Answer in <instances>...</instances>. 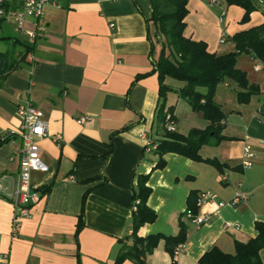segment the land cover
Wrapping results in <instances>:
<instances>
[{"label":"crops","instance_id":"obj_1","mask_svg":"<svg viewBox=\"0 0 264 264\" xmlns=\"http://www.w3.org/2000/svg\"><path fill=\"white\" fill-rule=\"evenodd\" d=\"M250 1L255 11L243 24L245 10L239 6L225 0L215 5L189 0L185 36L205 42L216 55L235 52L232 36L264 24V0ZM151 15L150 0H56L46 9L44 36L35 43L28 40L34 44L32 64L0 86V134L2 143L8 140L0 147V175L19 172L23 146L15 136L21 126L17 107L28 100L46 116L48 137L38 144L50 167L48 173L32 176L40 200L15 238L13 208L0 198V255L9 254L10 264H115L118 240L132 234L134 194L142 175H150L148 205L157 220L138 235L177 236L181 222L189 229L188 241L175 258L161 241L146 264H199L213 247L234 254L235 242L257 237L256 224H264V65L252 55L238 58V68L261 91L249 104L237 102L239 88L232 81L218 87L215 101L226 116L221 124L225 139L203 146L200 153L228 164L226 168L220 171L169 153L163 157L166 167L156 170L160 156L139 138L144 132L154 141L165 139L156 122L159 78L149 74L161 50L156 46L152 55ZM222 38H227L224 43ZM165 83L173 89L167 109H174L175 131L188 136L192 130H207L210 123L203 114L177 93L184 84L170 78ZM83 116L93 119L81 125L77 120ZM55 136H61L59 143ZM246 145L255 155L249 170L242 167ZM207 191L218 200L198 210L212 214L209 223L198 227L184 215L190 195ZM237 191L248 198L234 207L219 206L232 202ZM86 193L85 226L76 237ZM260 256L264 263V249Z\"/></svg>","mask_w":264,"mask_h":264},{"label":"trees","instance_id":"obj_2","mask_svg":"<svg viewBox=\"0 0 264 264\" xmlns=\"http://www.w3.org/2000/svg\"><path fill=\"white\" fill-rule=\"evenodd\" d=\"M229 6H239L245 10L242 23L250 21L251 14L255 11L250 0H225ZM152 15L147 19L149 27L154 25L155 35L152 36L149 28V40L153 52L158 43L162 44L159 57L154 60L155 68L152 73H157L160 84V101L156 114L158 126L165 130V139L155 141L156 152L160 160L156 170L166 167L164 156L169 153L177 154L195 162H203L215 166L222 171L228 164L221 163L218 159H205L201 156V149L206 145H218L225 138L221 135V124L226 116L221 107L215 101L217 88L226 83L227 80L237 84V94L240 104H249L251 99L260 94L257 85L250 84L247 73L238 68V58L241 55H252L264 65V24L241 31L231 37L235 44V52L226 55H216L209 52L205 42L193 41L185 36L187 26L186 17L189 13V0H150ZM155 38V39H154ZM161 38L165 42H161ZM11 40L14 45L24 46L23 52L7 51L0 52V86L15 71L23 66L31 65L29 59L33 52L34 44H23L17 38H5ZM164 43V44H163ZM139 75L135 81L146 77ZM170 78L181 82L184 86L177 91L179 96L187 101L196 113L203 114L210 126L205 131L192 130L188 136L176 131H168L169 121L174 122L173 107L167 109V96L173 89L166 85ZM200 89H205L201 92ZM171 115V116H170ZM170 116V119L168 117ZM7 141L3 143H7ZM0 140V147L2 146ZM150 175H142L138 180V191L134 194L136 210L133 209L132 234L124 239H119V248L116 254L115 264H124L126 261L135 264H146L148 257L152 255L161 241H165L167 252L176 257L179 246L188 241V225L181 222V230L177 236H165L162 234L140 237L139 230L146 224H152L157 220V213L148 205L152 189L148 186ZM52 185L45 189L48 193ZM87 194L83 198L82 214L77 224L76 237L85 226V207ZM198 193H192L188 200V209L184 215L187 219L188 213L198 214ZM134 204V205H135ZM189 222V220H188ZM191 223V222H190ZM258 235L246 243L235 242V253L228 254L218 247L207 251L200 259L199 264H264L260 252L264 249V224L257 223ZM80 263V260L78 261Z\"/></svg>","mask_w":264,"mask_h":264},{"label":"built area","instance_id":"obj_3","mask_svg":"<svg viewBox=\"0 0 264 264\" xmlns=\"http://www.w3.org/2000/svg\"><path fill=\"white\" fill-rule=\"evenodd\" d=\"M56 0H0V20H5L8 17H14L16 30L18 33L27 37L31 43L44 36L45 24L43 18L46 9ZM219 3V0H210L211 5ZM226 12H222L220 16V23H224ZM114 27V25H112ZM227 38H222L221 42ZM17 114L21 121L20 131L16 137L22 141V152L19 160V172L16 175L4 174L0 175V198L5 199L13 208L12 217V235L17 237L18 232L25 219L30 217L31 208L36 205L40 196L37 192L32 176L34 173H48L50 167L42 160L40 156V147L38 142L47 138L48 133L46 129L45 113L35 106L31 101L19 103L17 107ZM93 119L92 116H83L77 120L81 125L89 123ZM170 119V117H168ZM168 131H175L174 123L169 121L167 124ZM11 138L8 136L6 139ZM139 138L144 141L146 149L154 151L157 144L152 137L142 132ZM61 136H55V142H60ZM0 140H5L0 134ZM244 161L242 167L244 170H249L253 166V159L255 157L251 145H246L244 148ZM239 186H241L239 184ZM248 197L237 191L235 198L230 203L220 202L221 208L225 206H237L242 200ZM218 195L211 192H202L198 196L197 207L201 209L208 203H216ZM134 210H136V205ZM211 213L193 215L188 213L187 219L192 224L200 227L211 221ZM185 245L178 248L182 250ZM0 264H10L9 254L0 255Z\"/></svg>","mask_w":264,"mask_h":264},{"label":"rangeland","instance_id":"obj_4","mask_svg":"<svg viewBox=\"0 0 264 264\" xmlns=\"http://www.w3.org/2000/svg\"><path fill=\"white\" fill-rule=\"evenodd\" d=\"M155 28L154 25L151 24V34L154 37L155 35ZM1 38H17L19 39L23 44L28 43V39L27 37H25L24 35L20 34L17 32L16 30V24L14 21V17H8L5 20H0V39ZM155 39V38H154ZM161 42H165L164 38H161ZM164 44V43H163ZM158 49L162 47L161 43H158ZM15 51V52H23L24 51V46L21 44H17L14 45L13 42L11 40H3L0 41V52H7V51ZM218 90V88H217ZM217 90H216V94L215 97L217 95ZM239 91H237L238 94ZM236 94V95H237ZM225 98H228L227 96H225ZM237 102L238 101V97H237Z\"/></svg>","mask_w":264,"mask_h":264}]
</instances>
